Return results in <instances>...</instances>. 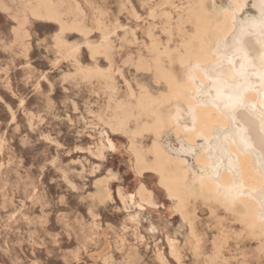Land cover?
<instances>
[{"label": "rangeland", "instance_id": "obj_1", "mask_svg": "<svg viewBox=\"0 0 264 264\" xmlns=\"http://www.w3.org/2000/svg\"><path fill=\"white\" fill-rule=\"evenodd\" d=\"M3 1L9 9H0V264H264L263 238L214 201L191 199V231L156 175L137 173L129 137L101 121L111 89L122 102L130 89L162 90L136 63L149 56L153 38L174 45L168 31L195 0H49L64 13V31L33 16L24 0ZM250 4L241 16L252 14L245 21L251 43L232 55L235 70L219 73L200 98L231 116L230 127L208 143L210 154L226 158L230 137L264 163V101L245 98L249 90L264 94V56L257 53L264 50V0ZM76 23L82 31L72 28ZM103 32L110 49L93 58L85 42L99 43ZM72 46L79 47L78 61ZM88 68L110 78H85ZM103 130L118 149L102 148ZM168 140L180 145L173 134ZM142 182L157 206L147 204L134 221L135 208H126L118 191L138 198Z\"/></svg>", "mask_w": 264, "mask_h": 264}, {"label": "bare ground", "instance_id": "obj_2", "mask_svg": "<svg viewBox=\"0 0 264 264\" xmlns=\"http://www.w3.org/2000/svg\"><path fill=\"white\" fill-rule=\"evenodd\" d=\"M24 2L33 16L59 22L62 31L68 28L64 13L53 2ZM209 2L195 0L184 4L175 31H168L174 45L153 38L148 48L149 56L138 59L136 67L152 71L162 90L154 94L145 87L138 92L130 89L126 101L122 102L111 89L101 121L112 132L129 137L137 173L140 177L147 172L156 175L167 198L173 202L174 211L188 221L191 231L190 201L200 198L214 201L236 214L250 234L264 240V163L260 162L259 154L242 148L230 137L225 143L226 158L215 159L210 154L208 143L218 131L230 127L231 116L216 101L206 102L200 98L208 83L215 81L219 73L225 69L235 70L232 55L251 43L245 36L250 28L245 21L250 20L252 14L242 17L241 13L250 2L254 8L259 0H229L226 6ZM0 9H9L3 0H0ZM72 28L82 31L79 23L73 24ZM174 36L179 40L174 41ZM85 43L91 56L96 58L97 54L108 53L110 36L103 32L99 43ZM259 49L257 53L264 56V50ZM78 50L79 47L69 48L70 55L76 60ZM177 67L181 73L177 72ZM83 76L110 78L109 74L94 68L85 69ZM245 98L264 101V94L249 90ZM102 134V148L115 150L117 147L108 130H103ZM170 134L176 137L179 146L168 140ZM147 136L151 142L145 146L143 140ZM188 154L192 155L193 162ZM137 191L138 198L121 189L118 191L124 206L135 208L136 211L130 214L134 221H138L147 204L157 206L154 192L143 182ZM170 242L174 247V240Z\"/></svg>", "mask_w": 264, "mask_h": 264}]
</instances>
